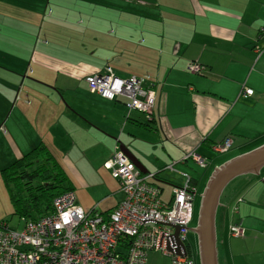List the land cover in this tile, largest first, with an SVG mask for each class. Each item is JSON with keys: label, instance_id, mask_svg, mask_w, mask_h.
<instances>
[{"label": "crops", "instance_id": "1", "mask_svg": "<svg viewBox=\"0 0 264 264\" xmlns=\"http://www.w3.org/2000/svg\"><path fill=\"white\" fill-rule=\"evenodd\" d=\"M54 2L49 6L48 0H0V18L27 17L38 22L40 12L45 17L52 7L66 9ZM79 2L88 19L92 6L105 11L101 28L113 10L114 28L109 30L111 35L106 33L104 49L83 51L73 61L52 55L46 47L24 43L21 35L29 32L28 22L26 30L13 22L0 28V169L44 141L75 172L78 184L72 182L78 204L86 211L95 210L87 195L76 192L78 186L88 184L75 159L90 157L93 146H101L95 157L116 193L98 211L105 213L124 196L104 165L120 143L146 173H157L165 202L171 199L172 186L181 181L168 180L161 171L167 168L182 176L184 169L178 165L187 167L188 153L207 157L209 168L214 164L211 153L223 159L229 152H246L264 143V0ZM95 31L103 38L102 29ZM190 62L201 66L197 73L190 71ZM106 66L121 77H149L155 92L149 127L125 122L116 108L120 101L89 92L85 76ZM243 86L252 89V95L246 96ZM131 117L146 121L141 114ZM93 130L98 134L95 142L88 138ZM226 137L232 140L230 148L213 150ZM262 172L264 168L258 176L243 175L221 195L215 218L218 264H264ZM188 174L199 187L198 177ZM165 183L168 198L162 196ZM235 223L243 227L242 236L229 233ZM192 257L198 261L196 254Z\"/></svg>", "mask_w": 264, "mask_h": 264}, {"label": "built area", "instance_id": "2", "mask_svg": "<svg viewBox=\"0 0 264 264\" xmlns=\"http://www.w3.org/2000/svg\"><path fill=\"white\" fill-rule=\"evenodd\" d=\"M189 68L197 73L201 66L192 62ZM147 80V75L120 77L109 66L85 76L91 93L123 99L126 116L138 110L150 118L155 92ZM242 88L245 95H252V89ZM231 144L226 137L213 150L225 152ZM186 157L207 167V159L199 153L192 151ZM104 165L124 194L115 208L106 214L85 211L68 190L54 198L49 214L36 220L22 217L21 230L0 221V264H146L150 251L169 257V264H193L192 258L177 255L180 245L174 238L177 231L178 241L187 242L196 192L192 177L182 172L183 182L172 186L171 199L165 202L161 188L153 183L154 175L142 173L119 147ZM229 233L242 236L244 229L235 223Z\"/></svg>", "mask_w": 264, "mask_h": 264}, {"label": "rangeland", "instance_id": "3", "mask_svg": "<svg viewBox=\"0 0 264 264\" xmlns=\"http://www.w3.org/2000/svg\"><path fill=\"white\" fill-rule=\"evenodd\" d=\"M23 1H29V0H23ZM40 1H45V0H40ZM48 1H50V3H48L49 6H53L55 3L54 1H59V3L63 4L66 7V9L64 11H58L54 9V7H52L50 9L52 11L54 10L53 14L52 15L50 14L51 10H47V14L45 11V15H50V16H45V17H42V13L40 12L38 16V22L36 19L27 18V17L0 18V28H2L3 26H6L10 22H13L19 26L23 25V28L26 30L27 29L26 23L28 22V27L30 28V30L28 33L25 32L24 34L21 35L22 41L24 43L31 42V48L37 47V46L38 48L46 47L47 50L49 49L51 51L52 55L59 56L60 58L64 60L73 61L77 58V55H81L80 53L83 51L89 52L93 50L96 52L97 50H102L106 47V43L108 42L106 35L107 34L111 35L109 30L111 28H114V26L112 25L113 20L110 18V16L114 14L113 10L109 12L108 17L105 19L102 25L103 28H101L99 26L101 23L100 18H101V14H104L105 11L99 10V9L96 10L92 6L93 13L92 15H90L91 18L88 19L87 17H84V14H83L84 11L81 10V2H79L80 0H48ZM104 1H107V0H104ZM42 10H44L43 7H42ZM80 20H83L84 23H81ZM99 29H102L103 31V33L101 34L103 38L100 35H98V33L95 31L97 30L99 32ZM45 40H47L48 43L46 44L43 43V41ZM103 70H100V71H103ZM145 83L147 86L151 87L152 89L154 88L153 83L151 81L147 80ZM246 96H249V95H246ZM108 100L120 101L119 103H117L116 108L122 112L121 113L122 117L123 115L126 116V108L124 106L123 99H116V100L108 99ZM139 114L145 115L144 113L138 112L137 110V111H132L129 116H134V115H139ZM149 119H150L149 121H151V116ZM95 127L97 126L95 125ZM97 136L98 134L97 132H95V130H93L92 132L89 131L88 133L89 140L92 138L93 142H95ZM103 140H104V137L100 140L98 144H100ZM101 149H102L101 146H93L92 152L90 153V157H78L75 159V164L77 166L78 171L83 175V178H85L88 184L87 186L83 188L78 186L77 187L78 189L76 190V192L77 194L83 193L87 195V197L91 199L92 204L95 206L96 211H100V209H102V207H104V205L107 204V201H108L107 198H111L116 195L115 192L110 190V185H112L111 180L108 178L107 175L103 173V170L99 168V164H100L99 157H95V155H97V153H99ZM238 152L240 151L229 152L225 157H223V159H220L221 157L220 155L211 153V155H209L210 156L209 159L210 160L213 159L212 162L214 163L212 167L210 166L211 168L210 167L201 168L198 165L195 166V164L192 161H191L192 163L191 162L188 163L187 167L183 165L181 166L178 165L179 168L184 169L182 170L183 172L188 171L191 174H194L195 178L198 177V179L200 180V185L199 187L196 186V192H195L196 196H194V201H193V214H192V219H191V223L189 226L190 230L187 235V242L185 245L183 244L186 248V254L185 255L177 254V255L191 259L192 253H194L198 257L197 238H196L195 233L191 231V228H193L194 225L196 224L197 211H198L199 202H200V194L207 182L208 177L210 176L215 166H218L222 164L223 162L241 153H244L245 151L241 153H238ZM62 165L65 171L68 173L70 179L74 183L78 184V180L74 175L75 172L71 170L66 164L62 163ZM193 167L196 168L197 170L194 171ZM103 168H104V165H103ZM177 170L181 171V169H177ZM161 172H162V176L167 178L168 180L177 179L179 181H176V182H180V181L181 183L183 182V176L178 175L176 172L169 171L167 170V168H165ZM106 174L112 177L109 170H106ZM112 179H114V181L117 182V180L114 177ZM240 179H243V176L239 177L237 180L235 179L236 181L235 180L231 181L228 186L231 187V185H233ZM192 180L194 181L193 178ZM162 185H163L162 187H164L162 196L168 198L169 187L168 185H166V183ZM229 187L226 189V191H228ZM103 200H104V204L101 203V201ZM217 210H216V214H217ZM237 214H238V211L235 212V217H238ZM0 220H6L8 222L9 227L14 228L16 230H21L23 227V221L20 219V217L12 214V205L10 202L8 190L5 187L1 177H0ZM168 258L167 256L161 255L159 252L150 251L148 252L147 257H146V264H169Z\"/></svg>", "mask_w": 264, "mask_h": 264}, {"label": "trees", "instance_id": "4", "mask_svg": "<svg viewBox=\"0 0 264 264\" xmlns=\"http://www.w3.org/2000/svg\"><path fill=\"white\" fill-rule=\"evenodd\" d=\"M144 116L146 121L134 119L131 116H124V118L125 121L149 127L150 119ZM0 177L8 190L12 214L19 216L20 219L24 217L36 220L49 214L53 208L54 198L65 191L73 190V182L68 173L54 151L44 141L34 145L1 168ZM154 178L153 183L160 186L157 173L154 174ZM193 183H196L195 180ZM191 258L193 264L198 263L197 258L196 260Z\"/></svg>", "mask_w": 264, "mask_h": 264}, {"label": "water", "instance_id": "5", "mask_svg": "<svg viewBox=\"0 0 264 264\" xmlns=\"http://www.w3.org/2000/svg\"><path fill=\"white\" fill-rule=\"evenodd\" d=\"M119 149L129 156V159L142 173L147 172L124 144L120 143ZM263 168L264 143L223 162L213 169L200 194L197 221L195 226L191 228L197 238L198 264H218L215 217L224 189L237 177L260 175ZM174 238L180 245L178 254L185 255L186 248L178 241L177 231Z\"/></svg>", "mask_w": 264, "mask_h": 264}, {"label": "bare ground", "instance_id": "6", "mask_svg": "<svg viewBox=\"0 0 264 264\" xmlns=\"http://www.w3.org/2000/svg\"><path fill=\"white\" fill-rule=\"evenodd\" d=\"M116 206H117V205H116ZM116 206H115V207H116ZM115 207H114V208H115Z\"/></svg>", "mask_w": 264, "mask_h": 264}, {"label": "clouds", "instance_id": "7", "mask_svg": "<svg viewBox=\"0 0 264 264\" xmlns=\"http://www.w3.org/2000/svg\"><path fill=\"white\" fill-rule=\"evenodd\" d=\"M129 158V157H128Z\"/></svg>", "mask_w": 264, "mask_h": 264}, {"label": "flooded vegetation", "instance_id": "8", "mask_svg": "<svg viewBox=\"0 0 264 264\" xmlns=\"http://www.w3.org/2000/svg\"><path fill=\"white\" fill-rule=\"evenodd\" d=\"M190 247V246H189Z\"/></svg>", "mask_w": 264, "mask_h": 264}]
</instances>
